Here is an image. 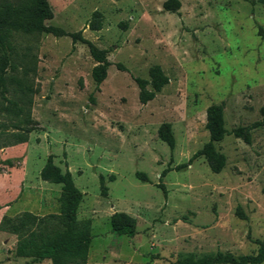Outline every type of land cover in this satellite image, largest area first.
Listing matches in <instances>:
<instances>
[{"label":"rangeland","instance_id":"1","mask_svg":"<svg viewBox=\"0 0 264 264\" xmlns=\"http://www.w3.org/2000/svg\"><path fill=\"white\" fill-rule=\"evenodd\" d=\"M47 1L53 18L44 23L81 32L111 65L97 90L85 44L6 33L0 264H52L17 257L18 235L6 224L24 213H59L61 185L44 172L49 161L69 171L83 195L77 217L91 223L86 264L256 255L264 242V0H179L176 12L164 9L168 0ZM155 66L169 83L142 104L135 78L151 81ZM212 104L223 106L227 130L216 145L226 157L219 173L193 158L209 141ZM164 124L172 151L158 135ZM239 128L249 143L234 135ZM115 212L135 218L133 237L113 231Z\"/></svg>","mask_w":264,"mask_h":264},{"label":"trees","instance_id":"2","mask_svg":"<svg viewBox=\"0 0 264 264\" xmlns=\"http://www.w3.org/2000/svg\"><path fill=\"white\" fill-rule=\"evenodd\" d=\"M180 7L181 2L179 0H168L164 3V9L167 11L176 12ZM52 18L53 13L47 0H17L0 3V50L11 49L6 34L8 32L45 33L56 37L70 36L74 43L81 42L85 44L91 57L96 62L92 70V77L98 90L106 79L108 68L111 65L107 58V51L86 40L81 32L67 34L61 28L44 23ZM8 58L9 56L6 53H2L0 57V88L3 94L7 91L4 74ZM135 82L139 88L140 102L147 104L169 83V78L159 66H155L151 72V81L137 77ZM149 85L152 87L151 90L148 89ZM206 128L209 132V141L193 158L203 156L210 165L211 170L214 173H219L226 163L225 155L220 153L216 147L227 134L222 105L212 104L207 108ZM158 135L171 151L175 148V137L170 124L162 125ZM234 135L238 138L244 137L247 143L250 142L249 133L244 134L242 128L234 131ZM168 171L166 169L162 172L160 180ZM44 172L54 184L61 185V193L58 199L59 213L56 215L50 214L45 218H37L30 213H24L16 219L6 220L8 229L18 235L16 256L31 258L36 261L49 259L52 264H86L91 241V223L89 220L81 221L77 217L83 195L75 186L69 171L62 172L59 167L49 161L44 168ZM137 176L146 179V176L142 173H137ZM159 187L165 193L164 185L160 183ZM237 214L242 219H246L239 208ZM110 221L116 234L127 237L135 235L136 220L128 214L115 212ZM263 262L264 242L261 243L258 253L254 256L235 258L232 255L218 253L214 257L198 262V264H261Z\"/></svg>","mask_w":264,"mask_h":264}]
</instances>
